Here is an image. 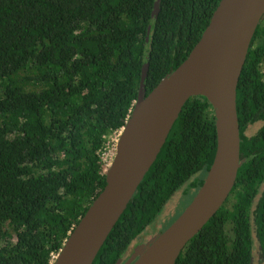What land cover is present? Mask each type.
<instances>
[{
  "label": "trees",
  "instance_id": "16d2710c",
  "mask_svg": "<svg viewBox=\"0 0 264 264\" xmlns=\"http://www.w3.org/2000/svg\"><path fill=\"white\" fill-rule=\"evenodd\" d=\"M220 2L0 0V264H54L106 187L107 139L132 114L144 58L148 96L188 58ZM237 110L236 184L176 264H254L257 253L264 264V17ZM216 150L213 107L193 97L93 264L122 260L187 183L197 194Z\"/></svg>",
  "mask_w": 264,
  "mask_h": 264
},
{
  "label": "water",
  "instance_id": "95a60500",
  "mask_svg": "<svg viewBox=\"0 0 264 264\" xmlns=\"http://www.w3.org/2000/svg\"><path fill=\"white\" fill-rule=\"evenodd\" d=\"M158 12L148 27L145 53ZM264 17V0H221L188 58L146 96L142 77L132 114L122 129L106 187L74 228L54 264H93L145 176L157 160L185 104L204 97L212 105L217 131L213 164L183 214L149 247L138 245L125 264H176L188 243L217 214L237 180L241 136L237 87L253 37ZM120 260L117 264H121Z\"/></svg>",
  "mask_w": 264,
  "mask_h": 264
},
{
  "label": "rangeland",
  "instance_id": "374dc122",
  "mask_svg": "<svg viewBox=\"0 0 264 264\" xmlns=\"http://www.w3.org/2000/svg\"><path fill=\"white\" fill-rule=\"evenodd\" d=\"M119 137L120 133L108 136L106 150L104 152V158L106 159L108 166H110L114 160ZM199 177H202L201 174L197 175V178ZM190 183L191 182L187 183L172 197L164 207L156 222L147 227L145 232L138 238L136 243L142 246L143 249L149 247L163 232L173 225L191 204L197 194L195 188H191V185H189ZM254 264H261V259L258 253L255 256Z\"/></svg>",
  "mask_w": 264,
  "mask_h": 264
},
{
  "label": "flooded vegetation",
  "instance_id": "af4514ba",
  "mask_svg": "<svg viewBox=\"0 0 264 264\" xmlns=\"http://www.w3.org/2000/svg\"><path fill=\"white\" fill-rule=\"evenodd\" d=\"M137 246H138V244H137ZM137 246H135L134 248H132V250H131L130 252H128V253L122 258V262H121V264H125V263H127L128 260H129L130 258L133 257V255H134V253H135V248H136ZM142 249H143V247H142V248L139 250V252L137 253V259H138V258L142 255V253L144 252V251H142ZM131 264H134V261H133Z\"/></svg>",
  "mask_w": 264,
  "mask_h": 264
},
{
  "label": "built area",
  "instance_id": "2783aa9c",
  "mask_svg": "<svg viewBox=\"0 0 264 264\" xmlns=\"http://www.w3.org/2000/svg\"><path fill=\"white\" fill-rule=\"evenodd\" d=\"M121 134V133H120ZM106 160V159H105ZM55 260H56V258H55Z\"/></svg>",
  "mask_w": 264,
  "mask_h": 264
},
{
  "label": "clouds",
  "instance_id": "9594fccd",
  "mask_svg": "<svg viewBox=\"0 0 264 264\" xmlns=\"http://www.w3.org/2000/svg\"><path fill=\"white\" fill-rule=\"evenodd\" d=\"M121 132H122V131H121ZM121 132H120V133H121ZM120 135H121V134H120Z\"/></svg>",
  "mask_w": 264,
  "mask_h": 264
}]
</instances>
